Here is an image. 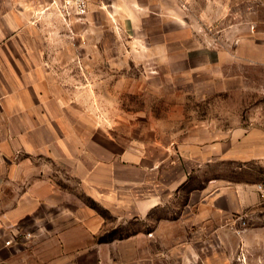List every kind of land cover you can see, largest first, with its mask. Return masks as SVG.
I'll return each instance as SVG.
<instances>
[{
  "label": "rangeland",
  "instance_id": "1",
  "mask_svg": "<svg viewBox=\"0 0 264 264\" xmlns=\"http://www.w3.org/2000/svg\"><path fill=\"white\" fill-rule=\"evenodd\" d=\"M41 3L31 24L57 91L80 120L75 131L82 134L86 126L88 149L103 145L120 159L141 150L153 159L161 154L156 145L202 144L240 124L264 129V62L248 61L255 60V48L264 54V0H90L88 16L69 23L48 9V0ZM219 3L224 4L221 10ZM76 146H71L73 154ZM89 160L88 171L94 170ZM42 163L51 165L54 181L76 207L78 202L86 207L88 229L97 232L74 234L70 246L111 249L114 256L104 257L103 264H158L157 256L144 261L141 250L156 253L162 247L159 235L163 247L172 246L175 227L167 221L197 213L189 206L190 192L201 186L204 175L198 174L178 198L152 210L148 218H133L85 191L73 175L74 165L69 172L46 157ZM206 171L238 179L263 175L264 165L240 171L233 163L213 164ZM248 217L245 227L250 228L256 217L264 218V208ZM93 218L100 220L99 230ZM262 224L264 219L258 221ZM187 245L192 242H181L182 248ZM118 249L140 252L118 256ZM85 259L96 263L95 257ZM183 260L186 264L190 258ZM180 262L171 257L168 263Z\"/></svg>",
  "mask_w": 264,
  "mask_h": 264
},
{
  "label": "crops",
  "instance_id": "2",
  "mask_svg": "<svg viewBox=\"0 0 264 264\" xmlns=\"http://www.w3.org/2000/svg\"><path fill=\"white\" fill-rule=\"evenodd\" d=\"M41 2L0 0V264H86L87 257L103 264L104 257L114 256L102 246H70L74 234L82 231L85 237L88 230L97 232L88 229L86 207L81 208L80 202L76 207L70 194L54 181L51 165L42 163L45 157L69 172L74 165L73 175L85 191L133 218H148L152 210L178 198L198 174L204 175L201 186L190 192L189 206L197 213L179 222L167 221L175 227L174 244L163 247L159 235L162 247L156 253L143 248L144 261L157 256L158 264H169L171 257L180 260L178 264H185V257L190 258L186 264H264V224L258 225L264 218L256 217L257 225L250 228L242 224L264 208L257 191L264 174L227 179L220 174L208 176L206 171L213 164L233 163L240 171L264 165V129L240 124L206 143L156 145L161 154L153 159L141 150L128 151L120 159L103 145L100 150L88 149L86 126L82 134L75 131L80 120L71 115L70 104L57 91L37 28L31 24L39 17ZM253 52L255 60L248 61L264 62L261 48ZM72 144H77L75 154ZM88 157L94 170L88 171ZM92 223L94 228L101 224L96 218ZM17 228L34 232L35 238L5 246ZM188 240L192 245L182 248L181 242ZM194 242L202 243L195 246ZM136 252L140 251L118 249L117 255Z\"/></svg>",
  "mask_w": 264,
  "mask_h": 264
},
{
  "label": "built area",
  "instance_id": "3",
  "mask_svg": "<svg viewBox=\"0 0 264 264\" xmlns=\"http://www.w3.org/2000/svg\"><path fill=\"white\" fill-rule=\"evenodd\" d=\"M48 9L52 10L64 22L83 21L89 14L90 0H48ZM257 191L262 201H264V182L257 185ZM243 225L246 223L243 222ZM35 238L32 231H25L20 228L13 229L5 246H13L22 242H31Z\"/></svg>",
  "mask_w": 264,
  "mask_h": 264
}]
</instances>
